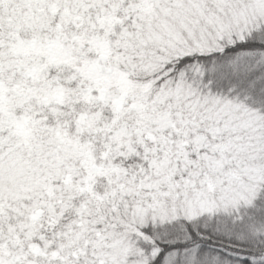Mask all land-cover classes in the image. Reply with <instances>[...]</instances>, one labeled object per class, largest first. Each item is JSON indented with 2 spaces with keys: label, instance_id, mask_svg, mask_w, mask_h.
Returning a JSON list of instances; mask_svg holds the SVG:
<instances>
[{
  "label": "snow or ice",
  "instance_id": "6c2138e0",
  "mask_svg": "<svg viewBox=\"0 0 264 264\" xmlns=\"http://www.w3.org/2000/svg\"><path fill=\"white\" fill-rule=\"evenodd\" d=\"M232 53L264 0H0V264H264V109L203 83Z\"/></svg>",
  "mask_w": 264,
  "mask_h": 264
},
{
  "label": "trees",
  "instance_id": "16d2710c",
  "mask_svg": "<svg viewBox=\"0 0 264 264\" xmlns=\"http://www.w3.org/2000/svg\"><path fill=\"white\" fill-rule=\"evenodd\" d=\"M249 48L253 47L251 44ZM236 53L219 58L217 63L223 65L222 72L210 73L206 72L203 77V83L209 81V88L213 93L227 95L229 98L239 97L241 100L254 108L264 109V61H260L259 56L249 57L246 61L245 70L239 74L233 73L229 67V60ZM202 63L206 68L211 67V60H204ZM264 202V197L262 201Z\"/></svg>",
  "mask_w": 264,
  "mask_h": 264
}]
</instances>
